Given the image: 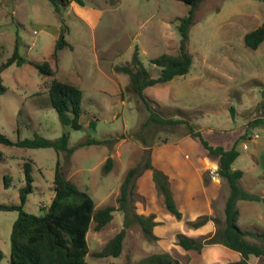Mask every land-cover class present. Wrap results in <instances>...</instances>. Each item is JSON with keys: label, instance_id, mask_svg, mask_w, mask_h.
Returning <instances> with one entry per match:
<instances>
[{"label": "rangeland", "instance_id": "obj_1", "mask_svg": "<svg viewBox=\"0 0 264 264\" xmlns=\"http://www.w3.org/2000/svg\"><path fill=\"white\" fill-rule=\"evenodd\" d=\"M55 11L48 0H0V63L7 58L15 38L19 53L28 60L47 61L51 77L39 75L30 64L8 66L0 72L5 92L0 95V133L10 140L31 138L36 133L47 139L68 135L73 151L64 160L52 148H19L0 144V204H18L19 189L25 183L22 163L31 161L28 174L31 193L23 210L39 215L52 196L56 159L65 176L87 193L94 209L117 207L119 185L131 167L132 200L136 214L152 216L154 239L132 224L125 230L117 257L95 254L123 226L121 211L95 230L89 223L85 240L90 264H135L155 253H167L179 264H225L236 254L221 245L206 246L200 254L182 250L176 234L198 237L211 228L187 225L211 215L223 220L228 186L216 173L217 164L206 156L197 138L188 133L187 123L210 145L228 149L234 141L239 155L232 168L242 171L241 187L264 197V124L249 127L253 119L264 118V40L256 49L243 44V35L264 22V5L259 0H201L188 30L187 50L192 57L182 76L143 90L150 107L163 118L184 123L144 126L148 117L142 101L128 88L127 74L115 66L130 65L133 54L150 77L158 68L149 60L162 53L176 54L179 35L176 18L187 5L177 0H82ZM70 45L58 52L56 64L50 58L59 32ZM136 50V51H135ZM51 78L74 85L81 91L80 129L60 123L41 83ZM230 107L233 112L230 114ZM93 121V128L88 122ZM87 138L109 140L100 145L77 144ZM112 164L103 174L107 157ZM148 164V166H147ZM152 169L168 181L181 213L176 219L166 214L151 179ZM237 226L242 230L264 229V204L239 200ZM252 205L251 208L247 207ZM15 210H0V264H8L10 230ZM194 219V220H195ZM252 240L251 238H249ZM249 264H264V258Z\"/></svg>", "mask_w": 264, "mask_h": 264}, {"label": "trees", "instance_id": "obj_2", "mask_svg": "<svg viewBox=\"0 0 264 264\" xmlns=\"http://www.w3.org/2000/svg\"><path fill=\"white\" fill-rule=\"evenodd\" d=\"M55 11L74 2L82 5V0H48ZM187 5L188 9L184 16L176 18V31L179 35L176 54L162 53L149 60V63L158 68V75L150 77L147 70L141 65L133 54L130 65L115 66L114 69L121 71L128 76V88L142 101L148 117L145 125L155 124H177L184 123L182 119L163 118L150 107V101L143 94V90L155 84L169 82L176 76L185 75L191 66L192 57L187 50L188 30L193 23L194 10L201 0H177ZM264 5V0H259ZM243 44L249 49H256L264 40V22L259 26L244 33ZM19 40L16 37L12 51L5 60L0 63V72L14 64H30L39 75L51 77L54 73L47 61L28 60L19 53ZM70 45L64 40L63 32L60 31L53 44L50 58L56 64L58 52ZM136 51V50H135ZM46 90L50 106L56 112L60 123L71 129H80L82 124L79 117L82 114L80 107L81 91L72 84L57 81L51 78L50 81L41 83ZM6 88L0 78V95ZM264 102V101H263ZM264 106V103L262 104ZM233 107H230V114ZM249 127L264 124V118L253 119ZM88 127L93 128V121L88 122ZM188 133L197 138L206 156L217 164L216 173L224 179L228 186V193L224 201L223 220L219 221L211 215H200L193 221H187V225L198 228L211 221L214 225L212 233L190 237L183 234H176L177 245L184 251L200 254L206 246L221 245L232 252L239 254V258L225 264H247L249 256L264 258V229L242 230L237 224L238 209L237 201L262 202L264 197L244 190L239 181L242 171L233 169L232 163L239 155L237 150L238 141L225 149L219 145H210L203 139L199 131H194L191 124L187 123ZM109 140L87 138L77 144L78 147L85 145H100ZM0 144L15 146L19 148H52L61 152L64 160H68L73 148L68 147V135L62 133L54 139L44 138L36 133L31 138L12 141L0 133ZM2 159L0 152V160ZM31 161H24L22 168L25 176V183L19 189L18 204H0V210H15L17 216L11 225L10 230V253L8 264H90L84 260L87 254L85 235L91 221L94 222V229L102 228L112 218L113 211H121L123 214L122 228L110 238L95 255L98 257H117L122 248V241L125 230L132 224L138 225L148 239H154L151 229L156 223L152 216L136 214L129 208V201L132 200L133 178L136 175V167L129 168L120 185L118 196L115 198L117 207L111 205L94 209L93 201L84 191H80L65 176L61 170L59 160L56 159L52 177V196L47 205L42 206V213L33 215L23 210L26 195L31 193L32 179L28 174ZM112 164L111 157H107L102 165L103 174L109 172ZM148 166V164H147ZM151 179L160 197L161 206L164 212L176 219L181 213L173 199L169 189L167 177L157 169H152ZM251 238L252 240H250ZM2 254L0 252V258ZM135 264H179V262L167 253H155L147 255L138 260Z\"/></svg>", "mask_w": 264, "mask_h": 264}, {"label": "crops", "instance_id": "obj_3", "mask_svg": "<svg viewBox=\"0 0 264 264\" xmlns=\"http://www.w3.org/2000/svg\"><path fill=\"white\" fill-rule=\"evenodd\" d=\"M70 3H72V2H70ZM234 169V168H233ZM247 202H249V201H247ZM250 204H251V202H249ZM237 206V205H236ZM251 206L252 205H249V206H247V207H249V208H251ZM238 209V208H237ZM179 210V209H178ZM238 215H239V209H238ZM195 216H197L196 214L195 215H193V213H191V216L189 217V219L190 220H194L195 219ZM264 218V214L263 215H260V218ZM238 218V217H237ZM201 227H205L204 229L205 230H208L209 228H211L212 227V225L210 224V223H205L204 225H202ZM236 253V252H235ZM237 259L239 258V254L238 253H236V254H234V253H232ZM251 256H249L248 257V259H247V264H249V258H250ZM257 259H259V258H256V257H253V259H252V261L253 260H257Z\"/></svg>", "mask_w": 264, "mask_h": 264}]
</instances>
